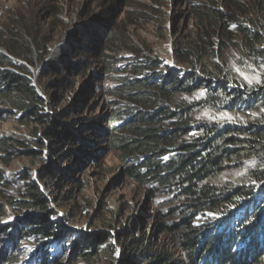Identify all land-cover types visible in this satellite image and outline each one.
Instances as JSON below:
<instances>
[{
  "label": "rangeland",
  "instance_id": "1",
  "mask_svg": "<svg viewBox=\"0 0 264 264\" xmlns=\"http://www.w3.org/2000/svg\"><path fill=\"white\" fill-rule=\"evenodd\" d=\"M204 2L0 0V56L9 55L14 66H19L23 60H30L29 68L34 81L41 84L47 111L61 117L63 127L58 131L61 134L71 131L76 143L70 146L63 141L56 146L55 141L49 140L52 132L48 129L50 124H46L43 129L41 127L43 140H38L42 147H36L33 143L34 125L31 123L32 128L30 124L24 125L15 110L0 102V264H9L4 259L5 254L16 259L14 264H37L35 250L39 239L10 240V228L18 224L22 217H45H39L40 212L32 214L27 206L32 204L26 190L30 182L35 183L41 191L39 193L45 196L43 202H47L49 211L55 214L47 219L55 225L60 237L71 240L59 258L65 264H119L121 258L129 255L137 264H147L143 255L146 249L151 248L152 252L159 247L162 251H167V248L172 250V233L168 229L180 225L182 217L187 215L182 205L185 196L175 188L172 191L174 196L178 194L177 200L172 199L173 195H159L151 199L144 186L127 177L126 165H121L118 152L111 150L107 139L114 113L117 109L125 111L126 108L125 101L111 95V91L118 85V80L130 77L126 72L130 67L128 64L136 58L151 60L150 66L157 63L156 71L165 75L179 73L177 70L183 67L177 64L178 49H188L197 44L201 34L192 7ZM223 3L227 0H217L219 8L231 14ZM245 4L246 9H251L253 0ZM28 31L31 38L35 37L40 42V51L35 57L19 55L11 45L12 38L18 40L20 34ZM92 40L94 43L91 44ZM90 48L91 52H80V49ZM240 58L245 67L237 61ZM217 62L225 66L224 72L229 79L236 77L247 84L251 83L250 77L257 79L262 71L260 66L253 65L250 58L241 57L231 47L223 53L222 59H206L207 69L214 70ZM53 64L61 68V73H55ZM78 64L82 67L75 71L73 66ZM143 73H152V70ZM223 81L225 79L216 82L221 84ZM203 92L199 91L198 95ZM176 99L185 101L191 97L177 96ZM245 102L246 105L240 103L239 112L253 107V100ZM230 111L235 112L236 109ZM224 122L221 125H231L227 120ZM204 133L194 129L188 140H197ZM6 144H12L7 156L14 157L7 163L4 158ZM30 150L39 152L40 158L33 156ZM255 168L250 167L248 172ZM49 172L52 176L46 179ZM59 178H63L64 182H60ZM263 187L261 183L256 189ZM171 200L175 204L169 205ZM19 203L25 205L21 208ZM248 204L250 209L254 205L255 213L250 215L248 212L240 225L247 226L252 222L264 226V199L259 201L256 191L247 200L231 205L230 210L222 215V221L238 219ZM176 209L179 211L175 212ZM219 216L208 212L204 216L199 215L194 224L204 225L206 218ZM238 234L237 226L231 235H236L237 239ZM239 235L244 238L246 234ZM103 238L112 244L114 258L101 252L88 262L76 261L79 254L91 251L89 242ZM138 243L140 246L142 243V247L135 248ZM259 243L263 248L260 247L258 255L250 259V264H264V240ZM237 245L233 244L234 257L235 250L241 252L244 251L242 248L246 249ZM184 264H188L186 260Z\"/></svg>",
  "mask_w": 264,
  "mask_h": 264
},
{
  "label": "trees",
  "instance_id": "2",
  "mask_svg": "<svg viewBox=\"0 0 264 264\" xmlns=\"http://www.w3.org/2000/svg\"><path fill=\"white\" fill-rule=\"evenodd\" d=\"M247 2L227 0L223 4L230 9L231 14L220 9L217 0H205L193 6L192 11L200 24L198 43L177 51V64L186 70L181 68L179 73L165 75L156 71L157 63L150 66L151 60L136 58L128 64L130 67L126 72L130 77L118 80V85L111 91V95L125 101L126 108L125 111L117 109L114 113L107 139L111 150L118 152L121 165H126L127 177L137 185L144 186L151 199L159 195H173L172 199L177 200L178 194L174 196L172 191L175 188L185 196L182 205L187 215L182 217L180 225L168 229L172 233V250L167 248V251H162L159 247L152 252L151 248L146 249L143 255L147 264H184L185 260L188 264H250V259L258 255L262 247L259 241L264 240V226L257 224L252 231H248V236H255L247 240L248 250L245 253L235 250L234 257L233 244L239 243L235 241L236 235L232 238L227 236L222 221V215L230 210L231 205L252 197L256 186L264 184V0H253L251 9L245 8ZM30 33L20 34L18 40L11 39L17 54L35 57L40 51L39 40L31 38ZM230 47L241 57L250 58L254 66L262 68L257 79L249 78L250 84L236 77L229 79L224 72L225 66L220 62L214 64V70L207 69L206 59H222L223 53ZM84 51L91 52V48L80 49L81 53ZM241 59L237 61L245 67ZM28 61L23 60L19 66H14L9 55L0 56V102L15 110L22 117L24 125L30 124L31 128V123L34 125L33 143L36 147H42L38 140H41L42 129L46 124H50L48 129L52 132L48 136L49 140L55 141L56 146L63 141L75 146L71 131L66 130L62 134L58 131L63 127L60 124L61 117L47 111L41 84L34 81ZM81 67L82 64L73 66L75 71ZM52 69L57 74L61 73L58 65L53 64ZM145 70H152V73L144 74ZM220 79H225V82H216ZM201 90L204 92L198 95ZM177 96H189L191 99L177 101ZM252 100L253 107L239 112L241 102L246 105L245 101ZM232 109L236 111H230ZM121 118L125 120L120 121ZM226 120L231 125H221ZM38 127L40 130H36ZM194 129L205 133L190 142L188 135ZM11 146L5 145V156L9 154L7 150ZM30 151L33 156L40 158L39 152ZM5 156L6 163L14 158ZM250 167L256 168L248 172ZM51 176L49 172L45 178ZM55 176H59V173H55ZM58 180L64 182L63 178ZM26 190L32 200V204L27 205L31 213L40 212L42 214L39 217H45H22L18 224L10 228V240L15 242L29 237L37 238V264H65L59 258L71 240L60 237L55 225L47 219L55 214L49 211L47 202H43L45 196L40 194L35 183L30 182ZM170 202L169 205L175 204L173 200ZM22 204L19 203V207L25 205ZM249 209L248 204L243 218H246ZM208 212L220 216L208 217L204 225L195 226L197 217ZM234 230L231 229V232ZM241 230L238 228L239 234H242ZM259 234L263 237H258ZM89 243V254H79L76 261L88 262L101 252L115 257L108 239ZM139 246L140 243L135 248L142 247V243ZM4 259L9 264L16 262L9 254H5ZM137 263L130 255L124 256L119 262Z\"/></svg>",
  "mask_w": 264,
  "mask_h": 264
},
{
  "label": "clouds",
  "instance_id": "3",
  "mask_svg": "<svg viewBox=\"0 0 264 264\" xmlns=\"http://www.w3.org/2000/svg\"><path fill=\"white\" fill-rule=\"evenodd\" d=\"M180 70H181V69H178L177 72H179ZM172 74H173V73H172ZM255 191H256V195H257L258 198H259V201H260V200H263V191H264V187H263V188H260V189H258V190L255 189ZM249 207H250V206H249ZM251 207H252V208L249 209V214H250V215H252V214L255 213V212H254V205H252ZM262 208L264 209V206H263ZM262 208H261V209H262ZM245 211H246V209H244L243 211H241L242 214L240 215V217H239L238 219H231V220H228V221L226 220V221L223 222V224H224V226H225V228H226V232H227V236H228V237L233 236V235H231V233L233 232V231L231 232V229L234 230V229L237 228V226H238V228H242V230H241L240 232H242V234H246V235L244 236V238H243V237L240 238V237L238 236L237 239H236L235 241H236L237 243H239L238 245L243 246V247L246 248V249L242 248L244 251L248 250V245H247V243H246L247 240H249L250 238H255L254 234L248 236V234H249L248 231H252L253 228L257 226V224H254V223H252V222H249L247 226H242V225H240L241 222H242L243 219H244L243 217H244ZM241 219H242V221H241ZM233 221H237V222H233ZM258 237H263V236H262L261 234H259ZM244 239H246V241L244 242V244H240V243H242V242L244 241ZM244 251H242V252H244Z\"/></svg>",
  "mask_w": 264,
  "mask_h": 264
}]
</instances>
